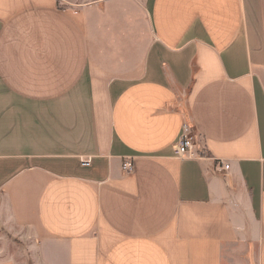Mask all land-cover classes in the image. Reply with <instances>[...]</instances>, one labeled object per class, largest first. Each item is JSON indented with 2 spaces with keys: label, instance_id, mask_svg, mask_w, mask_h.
Here are the masks:
<instances>
[{
  "label": "crops",
  "instance_id": "1",
  "mask_svg": "<svg viewBox=\"0 0 264 264\" xmlns=\"http://www.w3.org/2000/svg\"><path fill=\"white\" fill-rule=\"evenodd\" d=\"M0 195L39 264H264V0H0Z\"/></svg>",
  "mask_w": 264,
  "mask_h": 264
},
{
  "label": "rangeland",
  "instance_id": "2",
  "mask_svg": "<svg viewBox=\"0 0 264 264\" xmlns=\"http://www.w3.org/2000/svg\"><path fill=\"white\" fill-rule=\"evenodd\" d=\"M150 0H147V2ZM8 214L7 206L2 195H0V219ZM1 227V225H0ZM0 234L2 235L6 248L7 257L12 258L17 264H39L37 263L36 253L33 251V244L35 240L33 238H20L18 236H13L7 231L0 229ZM26 237V235H25Z\"/></svg>",
  "mask_w": 264,
  "mask_h": 264
},
{
  "label": "built area",
  "instance_id": "3",
  "mask_svg": "<svg viewBox=\"0 0 264 264\" xmlns=\"http://www.w3.org/2000/svg\"><path fill=\"white\" fill-rule=\"evenodd\" d=\"M195 135L188 122H183L178 139L172 145L173 154L180 159L191 158L195 154ZM88 161L82 162V165H88ZM228 165H222L223 170H228ZM122 168L125 172L130 173L133 170V162L126 160Z\"/></svg>",
  "mask_w": 264,
  "mask_h": 264
}]
</instances>
